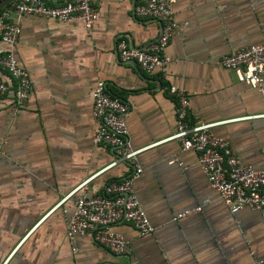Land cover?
Listing matches in <instances>:
<instances>
[{
  "label": "crops",
  "instance_id": "obj_1",
  "mask_svg": "<svg viewBox=\"0 0 264 264\" xmlns=\"http://www.w3.org/2000/svg\"><path fill=\"white\" fill-rule=\"evenodd\" d=\"M136 1L98 0L90 33L81 21L11 16L20 28L13 53L33 91L17 106L15 81L0 69V81L10 90L0 100V264H256L264 259L261 215L249 208L231 214L196 164L197 154L183 151L176 140L164 141L176 124V103L166 91L171 84L186 91L193 124H215L211 133L226 141L242 164L264 169V80L254 89L219 65L222 56L264 42V0H175L178 27L164 52L171 60L164 80L118 60L119 40L138 49L160 32L158 21L134 14ZM98 82L129 106L132 148L156 144L138 155L142 173L133 182L154 231L139 236L130 224L112 226L131 248L121 256L89 234L72 242L66 238L76 196L55 208L87 179L91 193L133 172L125 162L105 169L115 153L94 143L92 93ZM197 207L200 211L176 219Z\"/></svg>",
  "mask_w": 264,
  "mask_h": 264
},
{
  "label": "built area",
  "instance_id": "obj_2",
  "mask_svg": "<svg viewBox=\"0 0 264 264\" xmlns=\"http://www.w3.org/2000/svg\"><path fill=\"white\" fill-rule=\"evenodd\" d=\"M97 3L98 0H67L61 5L50 6L45 0H16L0 11V69L15 81L12 97L17 106L30 98L33 87L27 72L18 64L13 53L20 28L11 16L17 14L61 22L81 21L90 33L97 20ZM174 3L175 0L136 1L134 14L158 21L160 32L155 41L138 49L130 47L123 39L119 40L115 46L119 62L136 64L142 71L157 72L161 80L165 79L171 60L164 52L178 27L173 14ZM219 65L233 72L239 83L260 89L264 80V42L222 56ZM166 91L176 103V124L173 134L164 141L176 140L183 151L197 154L196 164L231 214L249 208L258 212L264 221V169L255 170L242 164L231 152L228 143L211 133L210 129L215 124H193L189 98L183 88L169 84ZM9 93L8 84L0 81V100ZM92 100V113L96 120L94 143L111 149L116 156L115 161L105 169L125 162L133 172L120 180L110 181L101 191L93 189L91 193L86 188L87 179L64 196L55 208L76 196L74 210L66 222V238L72 242L76 236L89 234L94 243L107 248L115 256H121L129 253L131 248L121 236L110 231L112 226L130 224L139 236L154 231L133 191V182L142 173L138 155L156 144L132 148L126 126L129 106L111 97L104 82L96 84ZM195 211H200V207L186 210L175 217L181 219ZM256 264H264V259Z\"/></svg>",
  "mask_w": 264,
  "mask_h": 264
},
{
  "label": "water",
  "instance_id": "obj_3",
  "mask_svg": "<svg viewBox=\"0 0 264 264\" xmlns=\"http://www.w3.org/2000/svg\"><path fill=\"white\" fill-rule=\"evenodd\" d=\"M16 0H1L0 1V11L8 4L14 2ZM63 1H66V0H63Z\"/></svg>",
  "mask_w": 264,
  "mask_h": 264
}]
</instances>
